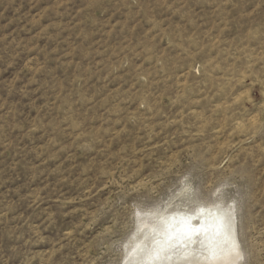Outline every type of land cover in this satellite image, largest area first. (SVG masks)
Segmentation results:
<instances>
[{
  "label": "rangeland",
  "instance_id": "1",
  "mask_svg": "<svg viewBox=\"0 0 264 264\" xmlns=\"http://www.w3.org/2000/svg\"><path fill=\"white\" fill-rule=\"evenodd\" d=\"M202 207L150 264H264V0H0V264H143Z\"/></svg>",
  "mask_w": 264,
  "mask_h": 264
},
{
  "label": "bare ground",
  "instance_id": "2",
  "mask_svg": "<svg viewBox=\"0 0 264 264\" xmlns=\"http://www.w3.org/2000/svg\"><path fill=\"white\" fill-rule=\"evenodd\" d=\"M190 212L188 210L173 212L164 222L162 229L150 228L148 230L145 237H149L150 242L143 264H150L151 261L155 263L153 259L158 258L161 251L174 252L182 248L189 239L193 242L194 239L201 237L204 247H207L209 242L224 234L225 217L223 214L207 207H202L194 214Z\"/></svg>",
  "mask_w": 264,
  "mask_h": 264
}]
</instances>
